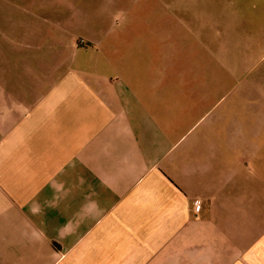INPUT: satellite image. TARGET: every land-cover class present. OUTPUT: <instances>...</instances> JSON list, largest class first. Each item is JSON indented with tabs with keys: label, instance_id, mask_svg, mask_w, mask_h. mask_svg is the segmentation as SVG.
Masks as SVG:
<instances>
[{
	"label": "crops",
	"instance_id": "crops-1",
	"mask_svg": "<svg viewBox=\"0 0 264 264\" xmlns=\"http://www.w3.org/2000/svg\"><path fill=\"white\" fill-rule=\"evenodd\" d=\"M35 2L0 0V264H264V96L209 13L79 44Z\"/></svg>",
	"mask_w": 264,
	"mask_h": 264
},
{
	"label": "rangeland",
	"instance_id": "rangeland-1",
	"mask_svg": "<svg viewBox=\"0 0 264 264\" xmlns=\"http://www.w3.org/2000/svg\"><path fill=\"white\" fill-rule=\"evenodd\" d=\"M42 1L44 0H36L38 3H34V10L39 7L36 16L41 15V7L51 5L50 10L46 12V16H50L49 19L45 22L36 21L35 24L34 19L28 16L24 18L22 26L44 27L40 29L72 27L71 29L78 33L76 37L82 38L78 41L79 44H86L84 40L91 39L92 35L88 34V30L92 28L99 30V39L110 41L112 35L105 32L115 33V30L126 27L143 29L146 25L154 26L158 20L153 17L160 14L159 8L166 9L170 16L168 22L174 23L175 26L196 22V19L182 18L187 12L200 15L209 13L210 19H203V22L206 24L210 21V62L214 65L213 69H218V60L224 61L232 76L246 77L248 91H261L264 96V0H66L64 3L60 0H50L48 3ZM69 1L71 2L67 3ZM146 12L151 14V19V16L143 18L148 16ZM14 13L13 11L12 14ZM6 16H9V10ZM9 19L7 17L9 22H13L15 16H12L13 20ZM19 20L20 17L17 18L16 24ZM11 26L15 27L13 24ZM193 35L183 34L182 37L190 38L184 39L185 42H196L197 37ZM10 36L11 38L8 35H0V45L15 43V35ZM123 37L124 42H128L127 36ZM178 42L184 43L182 40Z\"/></svg>",
	"mask_w": 264,
	"mask_h": 264
}]
</instances>
